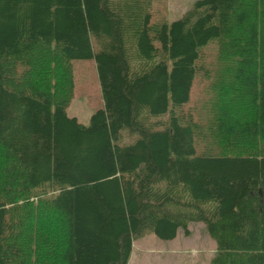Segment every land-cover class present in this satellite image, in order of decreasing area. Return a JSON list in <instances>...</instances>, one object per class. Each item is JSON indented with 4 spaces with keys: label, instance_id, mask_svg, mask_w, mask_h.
Here are the masks:
<instances>
[{
    "label": "trees",
    "instance_id": "1",
    "mask_svg": "<svg viewBox=\"0 0 264 264\" xmlns=\"http://www.w3.org/2000/svg\"><path fill=\"white\" fill-rule=\"evenodd\" d=\"M153 4L0 0V264H128L134 240L190 221L213 264H264V0L171 21ZM85 59L102 96L87 124L66 110ZM199 81L205 152L183 112Z\"/></svg>",
    "mask_w": 264,
    "mask_h": 264
},
{
    "label": "rangeland",
    "instance_id": "2",
    "mask_svg": "<svg viewBox=\"0 0 264 264\" xmlns=\"http://www.w3.org/2000/svg\"><path fill=\"white\" fill-rule=\"evenodd\" d=\"M196 0H154V20H174L189 10ZM93 47L97 49L93 41ZM213 45L206 48L212 51ZM73 88L71 100L67 106V114L75 116L79 122L87 124L91 114L102 107V96L98 83L94 60L72 61ZM205 82H195L190 102L184 106V115L193 113V121L197 125L198 151L207 150L213 137L209 130L212 120L211 103L206 104ZM209 96V94H208ZM160 119H157L159 118ZM151 117L153 121L166 119V115ZM136 134L121 132L120 143L134 141ZM189 234L179 228L172 240H161L153 233L133 241L132 252L128 264H213L212 257L216 251L215 241L207 233L201 221L188 223ZM55 231V229H54Z\"/></svg>",
    "mask_w": 264,
    "mask_h": 264
}]
</instances>
